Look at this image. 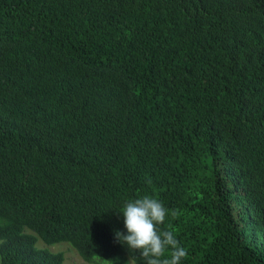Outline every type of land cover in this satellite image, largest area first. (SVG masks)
I'll list each match as a JSON object with an SVG mask.
<instances>
[{"label":"trees","instance_id":"16d2710c","mask_svg":"<svg viewBox=\"0 0 264 264\" xmlns=\"http://www.w3.org/2000/svg\"><path fill=\"white\" fill-rule=\"evenodd\" d=\"M145 195L180 264H264V0H0V264H146Z\"/></svg>","mask_w":264,"mask_h":264},{"label":"clouds","instance_id":"9594fccd","mask_svg":"<svg viewBox=\"0 0 264 264\" xmlns=\"http://www.w3.org/2000/svg\"><path fill=\"white\" fill-rule=\"evenodd\" d=\"M122 212L127 234L117 231L116 238L131 250H138L146 264H180L186 257V249L180 246L173 232L157 227L169 214L162 201L145 195L126 202ZM169 249L171 258H165Z\"/></svg>","mask_w":264,"mask_h":264},{"label":"rangeland","instance_id":"374dc122","mask_svg":"<svg viewBox=\"0 0 264 264\" xmlns=\"http://www.w3.org/2000/svg\"><path fill=\"white\" fill-rule=\"evenodd\" d=\"M38 246L48 247L55 252L58 251L64 252L66 258L65 264H116L102 257H96L95 262H88L85 259H83L81 255L78 253V251L68 242H60L53 245H47L41 239H39ZM126 264H135V263L132 259H128V262Z\"/></svg>","mask_w":264,"mask_h":264}]
</instances>
